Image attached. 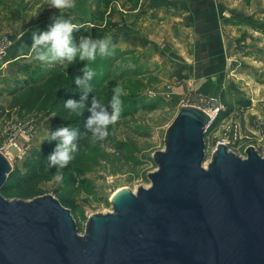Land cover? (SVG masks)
Wrapping results in <instances>:
<instances>
[{
    "label": "rangeland",
    "instance_id": "obj_1",
    "mask_svg": "<svg viewBox=\"0 0 264 264\" xmlns=\"http://www.w3.org/2000/svg\"><path fill=\"white\" fill-rule=\"evenodd\" d=\"M155 1L75 0V7L64 10L78 25L74 35L112 37V54L97 56L91 65L97 64L109 77L104 90L106 103L113 87L121 86L119 119L109 125L103 140L93 141L89 153L96 158V165L78 173L66 185L59 174V179L42 182L28 198L16 193L5 198L29 201L52 195L72 210L78 233L85 235L91 215L113 211L111 199L118 190L137 192L138 187L151 185L149 174L157 170L154 154L165 149L167 131L183 106L205 110L218 106L217 117L227 113L205 135V167L221 135L220 124L229 122H239L242 128V139L233 153L245 158L247 149L253 146L264 156V0H202L201 7L213 11L221 22L226 48L218 72L204 86L205 80L181 65L189 44L173 37L170 22L149 19V4ZM58 11L51 7L50 0H1L0 149L11 138L12 124H21L27 131L33 129L30 151L47 140L53 115L35 112L21 119L9 104L13 94L46 77L55 67L35 58L30 35L37 28L46 29L50 17ZM204 17L207 20V11ZM179 22L171 23L176 28ZM191 23L189 32L194 40ZM193 40L190 42L194 45ZM8 153L14 157L13 169H23L24 159L17 157L16 148L9 147Z\"/></svg>",
    "mask_w": 264,
    "mask_h": 264
},
{
    "label": "water",
    "instance_id": "obj_2",
    "mask_svg": "<svg viewBox=\"0 0 264 264\" xmlns=\"http://www.w3.org/2000/svg\"><path fill=\"white\" fill-rule=\"evenodd\" d=\"M216 117L183 106L154 154L151 185L117 192L85 235L52 195L5 198L14 169L0 151V264H264V156L218 144L205 167Z\"/></svg>",
    "mask_w": 264,
    "mask_h": 264
},
{
    "label": "clouds",
    "instance_id": "obj_3",
    "mask_svg": "<svg viewBox=\"0 0 264 264\" xmlns=\"http://www.w3.org/2000/svg\"><path fill=\"white\" fill-rule=\"evenodd\" d=\"M51 7L59 10L50 17V23L46 29L31 32V48L36 52V59L47 62L49 66L56 63H66L79 60L83 63L74 75V84L80 90L79 99L68 98L63 101L65 108L72 113H78L87 107L90 115L86 119L85 127L91 133V138L103 140L109 132V125L114 124L122 109V88L119 85L113 87L111 98L105 104L96 95L89 101V93L93 92L92 81L96 76L90 63L97 56L112 54L115 45L112 37L105 34L103 37L91 34L74 35L78 31V25L70 16L64 14V10L75 7V0H50ZM48 142H55L53 150L46 156L47 167L59 170L65 168L75 158L79 150L78 137L80 130L70 125H61L56 128L48 126ZM60 178L59 174L56 176Z\"/></svg>",
    "mask_w": 264,
    "mask_h": 264
},
{
    "label": "trees",
    "instance_id": "obj_4",
    "mask_svg": "<svg viewBox=\"0 0 264 264\" xmlns=\"http://www.w3.org/2000/svg\"><path fill=\"white\" fill-rule=\"evenodd\" d=\"M83 63L85 62L79 60L64 65L56 63L55 67L48 71L46 77L26 85L12 95L9 108L11 111H17L21 119L35 112H43L46 117L54 116L50 124L51 128L70 125L79 129L81 135L78 137L79 150L75 154V158L65 168L59 170V173L56 169H49L45 159L54 148L52 142L45 140L39 147L31 149L24 159L23 169L16 168L10 174L1 191L5 197L16 193L19 197L28 198L38 191L42 182L53 180L57 174L62 175L66 185L78 173L96 165V158L89 153L93 140L91 133L85 127L86 119L90 115L87 112V107L78 113H72L65 108L63 103L68 98L79 99L80 90L74 84L73 77ZM90 66L95 70L96 76L92 81L93 92L89 93V101L93 95H96L107 104L104 101V90L109 77L106 72L98 68L97 64L91 65L90 62ZM225 115L227 113H220L212 128L218 125Z\"/></svg>",
    "mask_w": 264,
    "mask_h": 264
},
{
    "label": "crops",
    "instance_id": "obj_5",
    "mask_svg": "<svg viewBox=\"0 0 264 264\" xmlns=\"http://www.w3.org/2000/svg\"><path fill=\"white\" fill-rule=\"evenodd\" d=\"M202 4V0H156L155 4H149L151 7L148 9L152 11L149 19L170 22L173 37L183 39V43H187V46L188 44L192 45V48L189 46L187 49L184 48L181 65H184L183 67L199 80H205L204 86L210 83L212 77L218 72L217 66L222 62L220 58L224 57L226 48L221 22L217 20L213 11L201 7ZM206 11L207 20L204 17ZM173 20L180 21L176 28L171 23ZM191 21L194 22V34L196 35L194 40L189 32L192 29ZM192 40L194 45L190 42ZM221 49H223V53L219 52ZM217 57H219L218 61Z\"/></svg>",
    "mask_w": 264,
    "mask_h": 264
},
{
    "label": "built area",
    "instance_id": "obj_6",
    "mask_svg": "<svg viewBox=\"0 0 264 264\" xmlns=\"http://www.w3.org/2000/svg\"><path fill=\"white\" fill-rule=\"evenodd\" d=\"M213 107L214 106H211L208 110H206L211 114L212 117L217 115L219 111V107L216 106L217 111L213 116ZM212 125L209 127L208 131L212 128ZM220 129L221 135L218 138L217 145L223 144L232 151L235 144L242 139L241 124L239 122H229L226 126L220 124ZM9 130L11 131V138L7 144H4L0 151L9 159L11 163H13L14 157L8 153V148H16L18 151L17 157L20 159H25L30 151L28 145L31 144L34 135L32 131L33 129H31V131H27L26 127L22 126L21 124L19 126H13L12 124Z\"/></svg>",
    "mask_w": 264,
    "mask_h": 264
},
{
    "label": "bare ground",
    "instance_id": "obj_7",
    "mask_svg": "<svg viewBox=\"0 0 264 264\" xmlns=\"http://www.w3.org/2000/svg\"><path fill=\"white\" fill-rule=\"evenodd\" d=\"M216 111H217V107H213V112H212L213 116L215 115ZM119 191H120V190H118L117 192H119ZM117 192H116V193H117ZM116 193H115V194H116ZM115 194H114V195H115ZM114 195H113V196H114Z\"/></svg>",
    "mask_w": 264,
    "mask_h": 264
}]
</instances>
